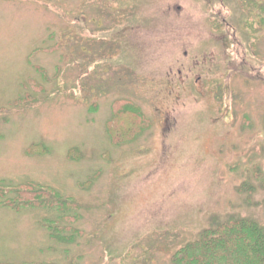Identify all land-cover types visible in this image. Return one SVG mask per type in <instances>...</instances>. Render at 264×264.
Instances as JSON below:
<instances>
[{
	"label": "rangeland",
	"instance_id": "rangeland-1",
	"mask_svg": "<svg viewBox=\"0 0 264 264\" xmlns=\"http://www.w3.org/2000/svg\"><path fill=\"white\" fill-rule=\"evenodd\" d=\"M117 1L0 0V264H173L231 217L264 226V65L228 76L223 98L168 77L181 39L200 58L223 34L246 44L245 16L264 50V0ZM129 107L141 117L123 140L114 116ZM10 185L40 198L13 203ZM44 187L79 216L61 221Z\"/></svg>",
	"mask_w": 264,
	"mask_h": 264
},
{
	"label": "trees",
	"instance_id": "trees-1",
	"mask_svg": "<svg viewBox=\"0 0 264 264\" xmlns=\"http://www.w3.org/2000/svg\"><path fill=\"white\" fill-rule=\"evenodd\" d=\"M140 112L137 108L129 107L126 111L116 113L114 119H124L128 124L120 125L117 123L119 132L113 131L115 137L123 140L129 138L138 126V119L141 117ZM131 116L134 117L133 122L129 121ZM76 150L78 149L73 148L71 152ZM30 184L33 188L41 187L33 182ZM2 187L5 186L0 185V189H3ZM20 187L12 185L8 187L9 191H16L15 194L18 195L17 198H12L13 203L26 201L31 203L40 198L38 191H23L20 190ZM28 188L31 189V187ZM45 188L44 195L50 196V200L44 201L57 207L56 210L60 213L58 218L61 221L64 222L65 218H68L67 213L73 215L79 210V203L63 197L58 191ZM76 215L79 216V214ZM75 216L73 215V217ZM44 223L47 228L52 227L48 225L49 222ZM56 228L55 235L58 238L61 237L62 240L66 238L65 235H62V231L73 229L69 224H61ZM73 234L76 235L77 231L73 230ZM173 264H264V226L252 218L231 217L215 227L203 229L196 238L181 246L174 254Z\"/></svg>",
	"mask_w": 264,
	"mask_h": 264
},
{
	"label": "flooded vegetation",
	"instance_id": "flooded-vegetation-1",
	"mask_svg": "<svg viewBox=\"0 0 264 264\" xmlns=\"http://www.w3.org/2000/svg\"><path fill=\"white\" fill-rule=\"evenodd\" d=\"M243 1L245 2V0ZM251 1H253V3ZM122 2L123 0L117 1L118 5L122 4ZM256 2V0H250L251 5H255ZM257 4H260L262 6L261 3ZM118 13L123 17V14L121 12ZM250 13L252 15L251 11ZM132 15L133 12L130 16ZM218 17L222 19L224 25L229 26V22L224 19V17H221V12H219ZM251 22L253 21L249 16L242 17V24L246 26L247 30L251 34H253V25ZM262 22L263 23L260 26L262 27V29H264V17L262 18ZM119 27H121V29L109 28L108 31L114 32L116 30V32L109 35L107 32L109 38H105V40H109L108 44L114 42L115 44H118V46H123V37L127 35V33L123 31H126L128 27L123 28V25H119ZM250 33L246 44H244L242 41H237V33L234 34V41H230L229 36H226V34L221 35V49H207L206 51H203L201 58L200 53L198 54L197 51L192 48V42H190L188 39H181L185 48L176 51V53L179 54V56L177 57V61L179 62L180 66L176 67V70H174L173 68L170 69L168 75L169 81L171 82V78H173L174 83L177 86L189 85L192 86V88H198L201 92L202 88L208 89L207 87H209V84L211 83V87L220 88L221 91H223L222 98L224 93V96H227V94L229 93L228 88L230 87V81L229 85L227 86V82L225 83L224 80L228 76L232 74L239 76L241 73H247L248 75H246V77H258L259 73L261 72L260 69L263 67L262 66L259 68V66L264 65V50L258 47L256 43L257 37L255 35H251ZM260 38L261 36L259 37V39ZM191 50H194L195 52L194 60L189 58V53H191ZM120 52L121 54H123V51ZM215 67L219 70V75L217 77H214L207 72L208 69L211 73ZM208 75H210V78ZM229 114L230 113H228V111H224V107H219V112L216 116V119L219 121L224 120L225 118H228Z\"/></svg>",
	"mask_w": 264,
	"mask_h": 264
}]
</instances>
